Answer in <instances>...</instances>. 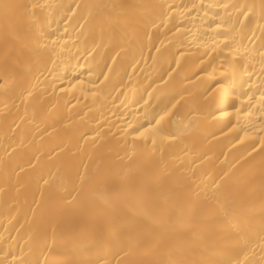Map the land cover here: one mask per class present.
<instances>
[{
	"label": "bare ground",
	"instance_id": "obj_1",
	"mask_svg": "<svg viewBox=\"0 0 264 264\" xmlns=\"http://www.w3.org/2000/svg\"><path fill=\"white\" fill-rule=\"evenodd\" d=\"M0 264H264V0H0Z\"/></svg>",
	"mask_w": 264,
	"mask_h": 264
}]
</instances>
